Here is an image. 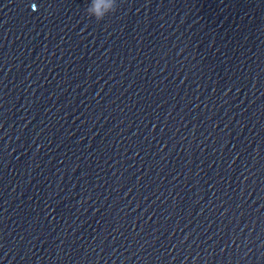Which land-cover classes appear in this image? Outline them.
Returning a JSON list of instances; mask_svg holds the SVG:
<instances>
[{
	"label": "water",
	"instance_id": "obj_1",
	"mask_svg": "<svg viewBox=\"0 0 264 264\" xmlns=\"http://www.w3.org/2000/svg\"><path fill=\"white\" fill-rule=\"evenodd\" d=\"M89 3L0 0V264H264V0Z\"/></svg>",
	"mask_w": 264,
	"mask_h": 264
},
{
	"label": "clouds",
	"instance_id": "obj_2",
	"mask_svg": "<svg viewBox=\"0 0 264 264\" xmlns=\"http://www.w3.org/2000/svg\"><path fill=\"white\" fill-rule=\"evenodd\" d=\"M33 10L37 9L35 4L32 5ZM118 9L117 0H113L111 4L103 5L102 0H90L86 8L89 17H94L97 22L103 21L109 14H114Z\"/></svg>",
	"mask_w": 264,
	"mask_h": 264
}]
</instances>
